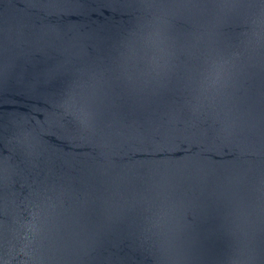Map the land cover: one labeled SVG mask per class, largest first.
<instances>
[{
	"label": "water",
	"instance_id": "1",
	"mask_svg": "<svg viewBox=\"0 0 264 264\" xmlns=\"http://www.w3.org/2000/svg\"><path fill=\"white\" fill-rule=\"evenodd\" d=\"M0 264H264V0H0Z\"/></svg>",
	"mask_w": 264,
	"mask_h": 264
}]
</instances>
